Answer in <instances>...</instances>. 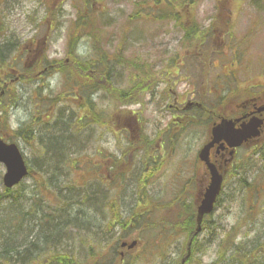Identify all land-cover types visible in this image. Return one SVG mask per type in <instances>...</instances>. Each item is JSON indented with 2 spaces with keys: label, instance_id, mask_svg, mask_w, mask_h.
<instances>
[{
  "label": "rangeland",
  "instance_id": "1",
  "mask_svg": "<svg viewBox=\"0 0 264 264\" xmlns=\"http://www.w3.org/2000/svg\"><path fill=\"white\" fill-rule=\"evenodd\" d=\"M171 1L176 14L166 19L156 17L161 7L152 0L145 7L142 0H0V83L11 90L0 92L8 128L0 120V137L18 145L31 170L10 189L23 211L16 226L0 221L9 243L15 241L14 248L5 246L13 250L9 264H34L47 250L74 264H178L203 184L199 174L195 189L194 161L207 128L198 118L172 122L177 109L168 105L200 96L209 108L224 101L234 107L242 95L230 93L239 87L264 88V0ZM83 14L94 19L105 57L80 34ZM193 24L197 34L184 36ZM73 32L83 36L77 57L92 58L96 69L79 74L82 66L68 57ZM98 69L109 81L98 75L93 93L79 90ZM91 112L100 114L96 124L83 118ZM70 118L71 133H63ZM53 141L63 145L57 153ZM247 149L238 155L242 171L225 179L185 264H264V142L254 153ZM53 156L61 164L47 171L43 161ZM4 172L0 163V193ZM45 196L63 204V231L47 242L45 205H58ZM7 202L0 197V217L11 213ZM133 239L135 248H120ZM3 247L0 235V254ZM30 254L33 263L25 259Z\"/></svg>",
  "mask_w": 264,
  "mask_h": 264
},
{
  "label": "trees",
  "instance_id": "2",
  "mask_svg": "<svg viewBox=\"0 0 264 264\" xmlns=\"http://www.w3.org/2000/svg\"><path fill=\"white\" fill-rule=\"evenodd\" d=\"M173 1L175 2V0H173ZM152 2L154 3V5H158L161 7L159 12L156 14V17H157V15L159 17V15L162 14V16L166 17V19H170V18H173V14H176V12L172 11L174 9L173 8L171 9V5L175 8V4H173L171 0H152ZM188 2L193 3L194 0H188ZM141 3H142V7H145V6H143L146 4L145 0H142ZM185 3H187V0H181L180 1V5H185ZM152 16H155V14H153ZM83 27H85L84 30H83ZM95 27L96 26H95L94 19H92L91 17H85L83 14V17L78 18V30H80V32H81L80 34H82V32H83L84 36L91 39L92 43H93V46H91V47L98 54H99V52H102V57H105L106 53L101 50V45L99 43L100 42L99 41V35L97 34ZM194 28H196L194 24H193L192 28H190V29L187 28L184 36L188 35V34L196 35L197 31ZM80 34L73 32L69 35L68 44H67V54H68V57L70 58V60H73L75 64H79L80 66H82V69H81L82 71L79 72V74H83L84 71L91 68V66L93 69H96V67L94 65V60L92 58L89 59V57H85L83 59H79L77 57L76 47L79 43L80 38L83 37V36H78ZM76 36H78V37H76ZM21 46H23V45H21ZM2 52H3L2 46H0V55ZM42 62L46 66H48V64H49V62L45 58H44V60H42ZM46 66L42 65L40 68L44 69ZM97 72H98V74L96 75V77L90 78V84H83L82 82H79V88L78 89L79 90L85 89L84 91L90 92L89 94L93 93L96 89H98V87H100L99 84H101V82L98 83L100 81L98 78V75L102 76L104 74L99 69L97 70ZM33 76H34L33 74H30L29 78L31 79V78H33ZM102 78L105 79V81H109L108 73L106 75H104V77L102 76ZM103 79H101V81ZM105 81L103 83L102 88L104 90H107V88H109L108 87L109 85H107L105 83ZM141 85H146V81L142 82L140 85H138L136 87V89H140ZM145 89H146V87H145ZM1 91H3V94L6 93L7 91H11L9 84L4 83V82L2 84L0 83V92ZM121 94L123 95V92ZM126 96L129 97L130 94L127 93ZM0 112H1L0 120H4L3 118L6 116V112L3 109H0ZM83 118L85 119V121L89 122L88 124H96L97 122L100 121V114L97 112H91L90 114L87 113V114L83 115ZM70 120H66L65 122H63V126H64V128H66V130L63 131V133H71L70 127L73 125V122H72L71 118H70ZM2 124H3V130H7V132H8V128H6L7 124H6L5 120L3 121ZM53 143L54 144H53V148H51V151L54 153H57L59 148L63 147V145L57 141H53ZM50 158L46 157L45 161H43L44 167L47 168V171H49V170L52 171L53 169H55V167L58 166V164H61V162H58L56 164V162L54 160V156L52 157L53 161L50 160ZM116 165H117V160L114 159L113 164H111L110 166L115 167ZM61 170H62V167L60 169H58L57 172L61 171ZM30 172H31V170L29 168V175H30ZM57 181L58 180H56L54 182H57ZM255 189H256L257 193H260L263 188L255 187ZM17 195L18 194L14 195L10 189H5V188H3L2 192L0 193V197L3 199H6L8 201L7 202V209L9 212H11L10 215L6 214L5 217H0V219L3 218L0 221H2L3 223H6V224H11L12 226H16V225H13V223L15 220L16 221L18 220L19 213L23 212L20 209L21 208V202L18 201ZM59 196H60V193L59 194L55 193V197H59ZM46 201H47L48 205H53V203H56V201H54V200L52 202H50L47 197H46ZM59 203H61V202H59ZM57 205H58V207L52 208V209L47 208L45 205V216H47L48 219L44 221V224H48V234H47L48 237L44 238V240H43L44 242H47L49 237H53V238L57 237L63 231V215H62V213H60V211L63 210V204H57ZM53 212H55V213L53 214ZM187 221L189 224L186 227V231L188 234V238H187V241H188L190 238L193 237L192 233L194 231V225H195L193 222V219H192V214L188 217ZM118 223H122V222H118ZM0 235H2L4 237L3 253L0 254V256H1V259L5 262V264H9V263H11L10 259L13 257L12 256L13 250L11 249L10 251H8L7 248H14L13 243L15 241L12 240L11 243H9L10 233H5V232L3 233V231L0 230ZM14 238L15 237H13L12 239H14ZM37 245L38 244H33L34 248H37ZM185 245H186V243H185ZM5 246L7 248H5ZM41 250H42V248L36 251V255L38 254L37 257H39L41 255L40 254ZM14 251H16V248L14 249ZM195 251H196L195 238H193L192 242H191V252L193 253ZM31 254H33V253H31ZM27 257L31 259L32 255L26 256L25 259ZM69 258H71V257H69L68 255L63 256V252H61V251H51L50 250L48 252V250H47V251H44L43 256L40 259H38L34 264H74V260L69 259ZM36 259L37 258H35V257L32 258L31 263H33ZM237 260L239 261L240 258L238 257ZM76 264H84V263L80 262V263H76ZM239 264H242V263H239Z\"/></svg>",
  "mask_w": 264,
  "mask_h": 264
},
{
  "label": "flooded vegetation",
  "instance_id": "3",
  "mask_svg": "<svg viewBox=\"0 0 264 264\" xmlns=\"http://www.w3.org/2000/svg\"><path fill=\"white\" fill-rule=\"evenodd\" d=\"M253 92L254 91H247L246 93L251 94L246 96L242 95L240 96L241 98H236L235 100L239 101L235 103L234 107H230L231 103L226 104V102L217 110L212 112L207 111V113L201 109V106L198 102L193 103L189 101V99H184L182 97H180L181 100L179 102L174 100L172 104L168 105L169 107H175L177 109L175 116H172V121L179 123H187L192 121L196 119L195 114H197L198 118L200 116L199 119H201V116H203L205 119L201 120L205 122L208 121L206 126L210 125L211 123L216 124L220 123L222 120H226L233 125L234 129H240L242 124L248 123L254 117L257 118L259 121V126L257 127V136L247 139L240 148L232 149L224 141L214 144L210 148L209 160L215 165L217 170L223 174L224 177L228 176L233 167L241 162L242 158L238 156L241 148L253 149L264 142V109L262 108L264 103V91L256 93ZM176 99L178 100L177 97ZM197 99L201 100V97L199 96ZM224 108H228V110L220 112V110H223ZM209 140V135L204 137V143ZM199 170L200 172H198ZM194 174L196 175L195 189H199V187L196 186L197 182H199L197 176L199 174L203 175L202 188L200 187V189L197 190L198 192L194 194V198L198 201L202 199L204 191L209 184L210 173L207 165L199 161L197 158L194 161ZM200 180H202V176H200Z\"/></svg>",
  "mask_w": 264,
  "mask_h": 264
},
{
  "label": "water",
  "instance_id": "4",
  "mask_svg": "<svg viewBox=\"0 0 264 264\" xmlns=\"http://www.w3.org/2000/svg\"><path fill=\"white\" fill-rule=\"evenodd\" d=\"M258 125L259 122L252 119L249 123L243 125L241 129H234L230 122L222 120L221 123L211 128L210 134L212 136V140L200 149L198 154L199 158L207 160L210 147L214 143H218L221 140L226 141L230 147L239 146L247 138L253 137L257 134ZM0 162L3 163L6 168V172L3 176V184L7 188H11L19 183L20 180L27 174V167L24 163L22 155L14 143H5L0 139ZM210 172V185L197 207L195 233L200 231L203 216L212 211L216 198L221 190L222 176L216 171L214 166L211 165ZM135 244L136 242L132 241L127 248L131 249L135 246ZM124 246H126V243L121 244V247ZM189 254L190 250L188 249L186 256H189ZM183 262L184 259H182L180 264H183Z\"/></svg>",
  "mask_w": 264,
  "mask_h": 264
},
{
  "label": "bare ground",
  "instance_id": "5",
  "mask_svg": "<svg viewBox=\"0 0 264 264\" xmlns=\"http://www.w3.org/2000/svg\"><path fill=\"white\" fill-rule=\"evenodd\" d=\"M200 232H201V230L197 233H195V231H193L192 236L195 238Z\"/></svg>",
  "mask_w": 264,
  "mask_h": 264
}]
</instances>
